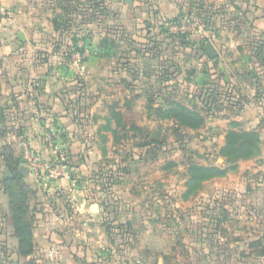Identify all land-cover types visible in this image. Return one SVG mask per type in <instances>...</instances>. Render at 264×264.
Instances as JSON below:
<instances>
[{
	"label": "rangeland",
	"instance_id": "1",
	"mask_svg": "<svg viewBox=\"0 0 264 264\" xmlns=\"http://www.w3.org/2000/svg\"><path fill=\"white\" fill-rule=\"evenodd\" d=\"M85 1L97 6L84 8ZM31 4L36 19L27 31L29 44L15 40L17 62L24 55L48 64L55 80L63 78L57 89L68 95L69 118L74 117L60 127L53 116H37L42 147L27 148L39 157L34 172L18 144L28 141L27 129L18 125L29 111L0 113V153L9 144L7 153L30 169L28 179L51 187L49 193L37 189L30 216L47 218L48 231L68 248L62 257L43 251L48 233L35 221L37 263L264 264V121L252 127L221 118L229 114L226 91L246 95L257 81L264 94V76H258L264 68L251 59L264 30V0ZM0 8L6 27L10 11ZM46 25L50 33L41 30ZM47 40L50 45L43 43ZM207 42L217 51L211 60L204 55ZM75 43L85 50L81 65L75 62ZM10 51L0 45V80L7 78ZM214 88L221 97L208 111L201 97ZM1 101L0 109H9L7 100ZM169 103L194 110L205 118L204 126L180 125L176 119L186 118L183 110L167 117L175 107L167 108ZM228 131L256 138L251 157L225 163L219 148ZM1 165L0 159V180ZM196 165L236 169L197 179L189 192V172ZM215 219L221 222L216 225ZM24 261L5 257L0 264Z\"/></svg>",
	"mask_w": 264,
	"mask_h": 264
},
{
	"label": "crops",
	"instance_id": "2",
	"mask_svg": "<svg viewBox=\"0 0 264 264\" xmlns=\"http://www.w3.org/2000/svg\"><path fill=\"white\" fill-rule=\"evenodd\" d=\"M31 3L32 0H0V6H3L6 10H9L11 16L6 27L2 26L0 23V25L2 26L0 28V45H2L3 48L6 47L8 48V50H11L9 52L11 53V56L9 57L10 59L6 65V68L8 70L7 78L0 80V99H2L1 102L3 103L5 102L3 100H7L6 107H8L9 109H6V111L8 113L13 112V109L18 108H21V110L24 109L23 112L25 113L29 111L30 117H26L20 120L22 121V123H19L18 126L23 130L27 129L28 132L25 134L28 138V144H30L31 146H33V144L36 145V147H34L37 151H40V147H42V143L40 142V140L43 136L40 133L41 120H39V117L37 118V116H39V114L53 116V123H58L63 126L69 125L71 120L67 115L66 108L63 106L62 101H60V96H65V94L62 93V90L57 89L59 87V82H64V79L61 78L55 80L54 77L51 76L48 72V64L28 60L24 57V55L23 58L17 62L18 59L16 54L19 53V50L16 51L15 40L20 43L19 45H28L29 39L27 40V31L32 30L31 27L33 26V22L36 19L35 15L32 13ZM27 27L29 29H26ZM41 30L47 33L51 32V28L49 25H46V27H42ZM19 32L23 33L25 40L22 41L18 38L17 34ZM35 41L36 43H39L38 40H34V42ZM50 42L51 41L47 40L43 43L45 45H50ZM43 43L38 45H42ZM13 46L15 47L12 48ZM36 85L41 88L38 95L40 104L39 109L36 108L35 102L31 100L32 96L29 97V95L31 94L29 93V91H32V88ZM257 90L258 89L256 87V84H254V86L251 87V90L248 91L246 95L238 93L237 96L234 97L236 94L234 95L232 93L230 101H226V104H228V107L226 108L229 111V114L227 116L223 115L221 118L227 123L235 120L236 122H239L244 126L253 125L252 127H255L256 124L261 123V120L264 121V94H262V92L260 93L261 95L258 94ZM10 102H12L13 105H11ZM206 107L208 111L213 109L208 108V106ZM223 111H225V108L224 110H218V113H223ZM261 117L263 119H261ZM247 118L251 119L249 120ZM0 159L2 164L1 166H3L4 168L2 172L5 176H7L5 174V170L8 169L4 166L1 156ZM25 173V175H21L26 178H28V176H31L29 168L25 170ZM33 181H35L37 185L42 187L43 190H46L47 193L51 191V187L50 185L48 186L47 183L45 184V182H39L36 179H33ZM68 197L70 198L71 196L68 195ZM1 203L0 259L5 257H10V259H12L16 257V239L11 232V217L8 198L3 189L1 195ZM77 204H79L78 209L81 211L82 208H84V200H82V202L80 203L78 202ZM89 209L90 208L88 207V210ZM36 219L37 224L44 227L48 233L47 236L43 238V242L48 244V248L43 249V251L48 252L49 255L55 257L64 256L68 252L67 246L63 243L64 239H59L60 237H55L53 231L52 233L48 231L47 227H50L51 224L47 222V218L46 220H44L39 216L36 217ZM34 226L36 227L35 224ZM35 234L36 233L33 230V238L35 237ZM35 253L36 252L34 251V254Z\"/></svg>",
	"mask_w": 264,
	"mask_h": 264
},
{
	"label": "trees",
	"instance_id": "3",
	"mask_svg": "<svg viewBox=\"0 0 264 264\" xmlns=\"http://www.w3.org/2000/svg\"><path fill=\"white\" fill-rule=\"evenodd\" d=\"M83 5L84 6L82 7L87 9L97 6V4H92L90 1H85ZM177 37L183 38L184 36L178 35ZM181 44H186V41L185 43L181 42ZM74 45V47L76 48V52H84V49H82V47H78L77 43H75ZM187 46L188 45H183L182 47L185 48ZM204 55L207 59L211 60V57H209L207 54L204 53ZM251 59L254 63H257V67L264 68V30L260 31L259 37H257V39H255L253 43L251 49ZM261 75L264 76V71H262V73H260L258 76L260 77ZM255 84L258 89L257 93L260 94L261 92H263L260 83L255 81ZM40 89L41 88L36 85L32 88V91H29V93H31L29 97L32 96L31 100L35 102V106L37 109H39L40 106L38 99ZM223 96L226 101H230L232 94L230 91H226ZM219 97H221L220 89L214 88L212 91L205 90L203 93V97L201 98L205 105L208 106V108L212 109L216 106L215 102ZM60 101H62L63 106L66 108L67 115H71L72 113L70 112L71 110H69L70 107L68 95L65 94V96H60ZM171 105L175 107H171V109H168L166 113L162 111V113H165L167 117H175L176 110H183V112L186 114V118L184 120L178 118L176 119L180 125H184L189 129H199L204 126L205 118L196 115V112L194 110L188 109L186 107L184 108L182 107L183 105L178 103H169V106L167 108H170ZM4 108L5 107H3V109H0V113L3 117L6 111L4 110ZM73 119L74 117L70 118L71 121ZM245 133L246 132L228 131L225 134L224 143L219 148V154L225 157V163L238 158L246 159L252 156L254 152L253 148L255 147L258 141H256V138L255 142L252 141L249 137H246V135L248 134ZM9 146V144L4 143L0 156L2 157L4 166L10 171L11 175L7 177L3 174L0 183L8 198L9 211L11 217V232L16 239L15 258L25 260L23 262L24 264H38V261L34 254L33 231H31V229H33V224L36 221V217L35 215L30 216L29 202L30 199L33 198V196L37 193V189H41V187L37 185L35 181L22 176L17 171V168L19 167V162L7 153V151H11ZM63 166L65 167L67 165L63 163ZM225 166H193L194 170H188L190 171L188 178V191L191 192L192 190H194L196 186L194 185L195 181H200L201 179H208L214 176H223L227 173V171L233 170L235 168L234 165H231V167ZM32 210L35 214L36 209H34L33 207ZM30 222L32 224V227L30 226ZM215 222L217 225L221 221L215 219Z\"/></svg>",
	"mask_w": 264,
	"mask_h": 264
},
{
	"label": "built area",
	"instance_id": "4",
	"mask_svg": "<svg viewBox=\"0 0 264 264\" xmlns=\"http://www.w3.org/2000/svg\"><path fill=\"white\" fill-rule=\"evenodd\" d=\"M0 10H2V8H0ZM78 45H80V44L78 43ZM74 58H75V62L78 65H81L82 59L84 58V52L83 53L75 52ZM18 144L23 147L24 153H25L24 156H25V158L28 161V165H30V167L33 170L34 167L36 166L37 161H39L38 155L33 150H28L27 149L28 148V145H29L27 141H24V140L23 141H18ZM33 171L35 172V170H33ZM41 176H43V173H40V175L37 174V177H41Z\"/></svg>",
	"mask_w": 264,
	"mask_h": 264
},
{
	"label": "water",
	"instance_id": "5",
	"mask_svg": "<svg viewBox=\"0 0 264 264\" xmlns=\"http://www.w3.org/2000/svg\"><path fill=\"white\" fill-rule=\"evenodd\" d=\"M17 36H18V38H19L20 40H22V41L25 40V38H24L22 32H19V33L17 34ZM204 51H205V53H206L208 56H210V57H212V58L215 57V56L217 55V51H216L215 47H214L211 43H209V42L205 43V45H204ZM26 169H28V168H26L25 166H21V167L19 168V173L22 174V175H25V174H26V173H25V170H26ZM5 174H6L7 176L10 175V173H9L8 170H5Z\"/></svg>",
	"mask_w": 264,
	"mask_h": 264
}]
</instances>
